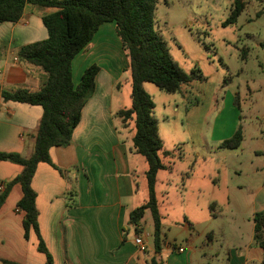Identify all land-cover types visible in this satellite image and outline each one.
Returning a JSON list of instances; mask_svg holds the SVG:
<instances>
[{
    "label": "crops",
    "instance_id": "obj_1",
    "mask_svg": "<svg viewBox=\"0 0 264 264\" xmlns=\"http://www.w3.org/2000/svg\"><path fill=\"white\" fill-rule=\"evenodd\" d=\"M50 12L27 5L17 23H0V153L28 158L33 150L41 107L5 101L2 92L37 91L41 87L45 76L21 61L18 50L46 38L40 16ZM92 64L99 68L93 93L81 109L70 144L51 147L50 163H38L30 181L39 237L52 264H148L154 254L152 242L144 239L147 249L140 252L134 238L142 235V227L135 232L129 224V213L137 208L132 162L139 154L132 146V121L124 124L117 115L125 109L126 91L116 94V90L125 85L130 98L131 84L128 60L113 23L100 25L73 58L74 85ZM219 120L220 113L214 117L212 134ZM212 151L201 149L195 156L204 160ZM173 159H165L171 168ZM20 170L17 164L0 161L3 190ZM252 173L245 183L221 181L213 165L199 185L192 187L190 177L181 181L180 195L195 194L196 205L208 211V216L205 224L185 217L184 226H176L183 244L171 245L161 237L156 260L162 264H264L252 222L253 214L264 209V178L258 176L256 167ZM21 196L20 186L15 184L0 206V264H45L34 231L29 229L25 238L24 212L17 207Z\"/></svg>",
    "mask_w": 264,
    "mask_h": 264
},
{
    "label": "rangeland",
    "instance_id": "obj_2",
    "mask_svg": "<svg viewBox=\"0 0 264 264\" xmlns=\"http://www.w3.org/2000/svg\"><path fill=\"white\" fill-rule=\"evenodd\" d=\"M233 23L223 25L231 0H156L153 26L166 44L169 55L187 74L196 70L199 78L182 86V93H165L152 83H143L159 121L164 150H173L170 172L155 179L161 237L171 245L183 244L179 227L189 221L207 219L208 211L196 205V195H180L181 181L190 177L192 187L211 166L218 177L231 183H245L257 168L264 178V0H244ZM41 75L45 74L35 68ZM125 109L130 107L129 88ZM220 113L213 134L214 117ZM240 127L242 141L236 149H221L220 143ZM220 139V141H218ZM210 148L204 160L196 152ZM159 158L166 160L158 152ZM203 157V156H202ZM132 165L135 181V207L147 198L144 158L136 155ZM254 166V167H253ZM201 198H199L200 200ZM224 202V200H222ZM142 235L152 242V220L148 210L140 220ZM162 261V260H161Z\"/></svg>",
    "mask_w": 264,
    "mask_h": 264
},
{
    "label": "trees",
    "instance_id": "obj_3",
    "mask_svg": "<svg viewBox=\"0 0 264 264\" xmlns=\"http://www.w3.org/2000/svg\"><path fill=\"white\" fill-rule=\"evenodd\" d=\"M155 3L156 0H0V23H17L27 5L51 10L40 16L46 38L23 45L18 50L21 61L41 69L45 74L41 87L37 91L17 89L2 92L5 101L41 107L33 150L28 158L16 153H0V161L21 166L20 172L6 183L0 193V206L11 187L19 185L22 196L17 207L24 212V235L26 238L29 229L34 231L38 238L37 250L44 254L45 264H52V259L39 237L35 193L30 181L38 163H50L48 152L51 147H63L71 142L81 109L93 93L94 79L99 70L95 64L88 66L74 85L71 63L103 23L114 24L115 34L128 60L131 104L128 109L119 110L117 115L124 124L132 121L133 149L147 164V198L129 213V224L135 232H140V220L148 210L152 220L153 253L158 254L161 250V217L157 207L155 179L159 171L170 169L171 165L162 161L158 152L164 159L179 158V155L173 150H163L157 120L152 115L154 104L144 91L143 83H152L165 93L173 94L200 76L196 70L191 74L185 73L172 60L165 42L153 26ZM244 3V0H231L230 13L223 25L236 20ZM241 141V128L238 127L230 138L220 143L219 148L236 149ZM252 222L254 240L264 253V209L253 214ZM154 254L148 264H162Z\"/></svg>",
    "mask_w": 264,
    "mask_h": 264
},
{
    "label": "built area",
    "instance_id": "obj_4",
    "mask_svg": "<svg viewBox=\"0 0 264 264\" xmlns=\"http://www.w3.org/2000/svg\"><path fill=\"white\" fill-rule=\"evenodd\" d=\"M3 190L2 186H0V192ZM149 236L148 233H146L145 235H137L134 238V243L137 246L138 250L142 253H144L147 249V245L144 241V239H147V237ZM179 251H181V249H178Z\"/></svg>",
    "mask_w": 264,
    "mask_h": 264
}]
</instances>
